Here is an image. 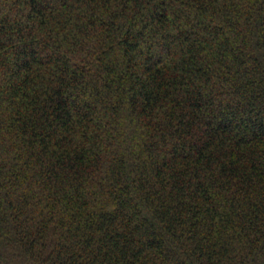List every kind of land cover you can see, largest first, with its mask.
I'll return each mask as SVG.
<instances>
[{
    "label": "trees",
    "instance_id": "1",
    "mask_svg": "<svg viewBox=\"0 0 264 264\" xmlns=\"http://www.w3.org/2000/svg\"><path fill=\"white\" fill-rule=\"evenodd\" d=\"M0 264H264V0H0Z\"/></svg>",
    "mask_w": 264,
    "mask_h": 264
}]
</instances>
